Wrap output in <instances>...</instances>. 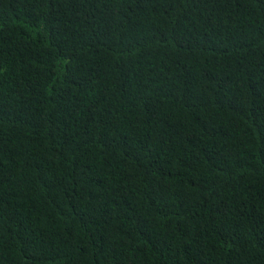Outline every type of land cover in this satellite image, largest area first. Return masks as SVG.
Listing matches in <instances>:
<instances>
[{
	"label": "trees",
	"instance_id": "obj_1",
	"mask_svg": "<svg viewBox=\"0 0 264 264\" xmlns=\"http://www.w3.org/2000/svg\"><path fill=\"white\" fill-rule=\"evenodd\" d=\"M0 264H264V0H0Z\"/></svg>",
	"mask_w": 264,
	"mask_h": 264
},
{
	"label": "clouds",
	"instance_id": "obj_2",
	"mask_svg": "<svg viewBox=\"0 0 264 264\" xmlns=\"http://www.w3.org/2000/svg\"><path fill=\"white\" fill-rule=\"evenodd\" d=\"M22 232L19 234V238H21L20 242L18 243L19 246H22V240L24 244L26 245L27 241V233L23 231V225L21 226Z\"/></svg>",
	"mask_w": 264,
	"mask_h": 264
}]
</instances>
